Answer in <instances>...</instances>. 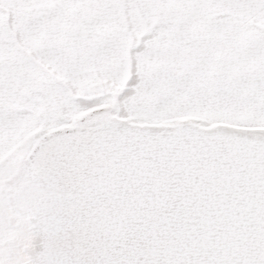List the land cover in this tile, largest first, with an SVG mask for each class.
I'll list each match as a JSON object with an SVG mask.
<instances>
[{
  "label": "snow or ice",
  "instance_id": "1",
  "mask_svg": "<svg viewBox=\"0 0 264 264\" xmlns=\"http://www.w3.org/2000/svg\"><path fill=\"white\" fill-rule=\"evenodd\" d=\"M0 264H264V0H0Z\"/></svg>",
  "mask_w": 264,
  "mask_h": 264
}]
</instances>
